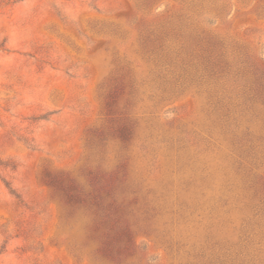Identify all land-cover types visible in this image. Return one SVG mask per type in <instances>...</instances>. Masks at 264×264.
I'll list each match as a JSON object with an SVG mask.
<instances>
[{
  "label": "rangeland",
  "instance_id": "1",
  "mask_svg": "<svg viewBox=\"0 0 264 264\" xmlns=\"http://www.w3.org/2000/svg\"><path fill=\"white\" fill-rule=\"evenodd\" d=\"M0 264H264V0H0Z\"/></svg>",
  "mask_w": 264,
  "mask_h": 264
}]
</instances>
